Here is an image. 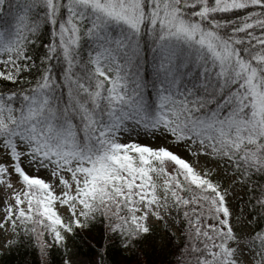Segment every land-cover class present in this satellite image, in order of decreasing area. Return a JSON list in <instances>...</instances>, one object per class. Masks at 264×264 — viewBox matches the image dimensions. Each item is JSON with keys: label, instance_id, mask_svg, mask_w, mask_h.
<instances>
[{"label": "snow or ice", "instance_id": "snow-or-ice-1", "mask_svg": "<svg viewBox=\"0 0 264 264\" xmlns=\"http://www.w3.org/2000/svg\"><path fill=\"white\" fill-rule=\"evenodd\" d=\"M0 68L5 249L264 264V0H0Z\"/></svg>", "mask_w": 264, "mask_h": 264}, {"label": "trees", "instance_id": "trees-1", "mask_svg": "<svg viewBox=\"0 0 264 264\" xmlns=\"http://www.w3.org/2000/svg\"><path fill=\"white\" fill-rule=\"evenodd\" d=\"M103 232V224L97 222L93 229L92 235L99 238L103 234ZM91 245V247L85 248L94 255L96 251V241L92 240ZM107 258L109 264H130L131 254L123 252L120 249L119 245L114 243L108 251ZM170 258V256L160 253L155 249H149L147 256L141 257V259H146L149 264H153V262H155V264H160V262L166 261ZM48 259L50 261V264H61L62 250L58 248L52 249L50 251ZM0 264H41V257L38 249L30 244L24 243L11 249H5V251L1 252Z\"/></svg>", "mask_w": 264, "mask_h": 264}, {"label": "rangeland", "instance_id": "rangeland-1", "mask_svg": "<svg viewBox=\"0 0 264 264\" xmlns=\"http://www.w3.org/2000/svg\"><path fill=\"white\" fill-rule=\"evenodd\" d=\"M0 70H3V69L0 68ZM133 138H135L134 134H133ZM141 139H147V137H143L142 136ZM3 244H4L3 236H0V253L5 251V248L3 247ZM70 246H73V247L77 248L79 250V253H80L81 256L89 257V258H91L93 256V254H91L89 252V250H86L85 246L83 244H81L79 242V240H77L74 245H70Z\"/></svg>", "mask_w": 264, "mask_h": 264}]
</instances>
